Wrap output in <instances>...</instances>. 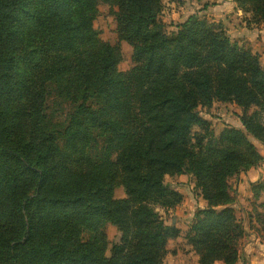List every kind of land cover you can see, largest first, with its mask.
<instances>
[{
    "label": "trees",
    "instance_id": "1",
    "mask_svg": "<svg viewBox=\"0 0 264 264\" xmlns=\"http://www.w3.org/2000/svg\"><path fill=\"white\" fill-rule=\"evenodd\" d=\"M162 1L0 0V264H164L181 232L155 206L181 205L164 179L184 174L207 203L185 236L199 264L238 263L230 181L263 161L249 137L264 144V65L195 16L168 34ZM234 2L264 22V0ZM99 4L134 47L127 73L93 28ZM215 100L243 130L215 135L198 112ZM107 224L121 234L110 256Z\"/></svg>",
    "mask_w": 264,
    "mask_h": 264
},
{
    "label": "rangeland",
    "instance_id": "2",
    "mask_svg": "<svg viewBox=\"0 0 264 264\" xmlns=\"http://www.w3.org/2000/svg\"><path fill=\"white\" fill-rule=\"evenodd\" d=\"M227 3H232L230 9L224 12L218 11L219 7L224 5L227 6ZM116 11L117 9L109 4H99L98 15L94 20L93 28L98 33L100 41L103 43H108L110 45L119 44L120 62L117 65V70L121 73H127L137 66L133 61L134 47L126 41H119L118 23L114 15ZM193 16L197 17L200 21L215 26L217 31H222L230 39L232 44H236L246 50L249 49L253 54H258L254 53L251 48L248 47L245 37H242L238 30H257L263 33L264 22L253 20L251 13L239 9L234 0L162 1V13L159 16V20L165 25V31L168 34L176 32V26L185 23ZM240 39H244L242 41H245V43H240L238 41ZM96 51L97 48L88 49L87 55H94ZM260 62L264 65L261 60ZM48 106L49 113L54 120L64 119L65 114L69 110V108L56 97L50 99ZM198 112L200 117L211 125V129L216 136H219V134L227 128L243 130L239 121L242 110L235 104L215 100L210 106L199 107ZM193 131L200 132V129L195 127ZM249 140L263 157L261 164L250 169L256 170L257 167H262L264 164V144L256 141L252 137H249ZM239 175L233 177L230 181L231 191L235 193ZM195 184V178L189 174L173 177L167 176L164 179V185L167 188L178 192L183 197V202L177 208L164 210L161 206H155L156 212L162 217L163 221L167 225H176L181 232L179 238L168 242V254L165 257L164 264H199V256L185 240L186 233L194 221L195 213L207 208V203L200 197V192ZM250 193L252 196L251 202L245 205L247 208L245 212L248 215L243 216L241 220L244 231L245 233L247 232L248 236L244 235L241 240L238 263L250 264L244 247L250 242L255 246L249 249L250 257L256 258L255 264H264V174L260 175L259 179L250 186ZM114 198H126V193L122 186L118 185L116 187L114 190ZM233 208L237 215L238 210H236L235 204ZM105 233L108 240L107 256H110V250L113 245L120 242L121 234L113 224H107L105 226Z\"/></svg>",
    "mask_w": 264,
    "mask_h": 264
},
{
    "label": "crops",
    "instance_id": "3",
    "mask_svg": "<svg viewBox=\"0 0 264 264\" xmlns=\"http://www.w3.org/2000/svg\"><path fill=\"white\" fill-rule=\"evenodd\" d=\"M232 7V3H227V6H221L219 7L218 11H227ZM238 32H240L242 37H245V41L248 45V47L251 48V50L254 53H258L260 56V60L264 64V32H260L257 30H244V29H239ZM236 32V33H238ZM240 37V36H238ZM240 39L238 40L240 43L243 42ZM245 41L243 43H245ZM264 164L262 167H257L256 170H249L248 172H243L239 175L237 178V187H236V202H235V208L238 210V218L242 220V217L245 215H248L245 211H247L246 204L251 202V193H250V186L254 184L260 177V175L264 174ZM179 207V206H177ZM176 207V208H177ZM238 207V208H237ZM240 211V212H239ZM173 226L174 225H169ZM176 228H178L176 226ZM179 229V228H178ZM246 236H248L247 232L245 233ZM245 236V238H246ZM254 237V236H253ZM245 251L247 253V257L249 258L250 264H255V257H250V250L251 248L255 247L254 244L248 243L245 246ZM215 264H223L222 262H217ZM239 264V263H238Z\"/></svg>",
    "mask_w": 264,
    "mask_h": 264
}]
</instances>
